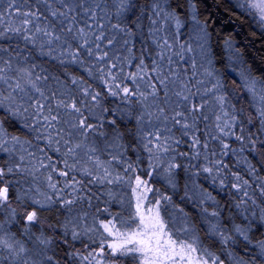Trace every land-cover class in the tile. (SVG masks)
<instances>
[{
  "label": "snow or ice",
  "instance_id": "obj_1",
  "mask_svg": "<svg viewBox=\"0 0 264 264\" xmlns=\"http://www.w3.org/2000/svg\"><path fill=\"white\" fill-rule=\"evenodd\" d=\"M9 10L15 8L16 14L22 17L19 25H8L0 29V39H12L8 33L15 34L26 44H31L38 50L40 56H48L58 60L61 64H77L87 72L88 76L98 77L108 87V94L118 96L122 92V99L136 96V101L141 110L133 117L129 112H123L129 120L133 118L137 124L140 138L145 141L143 147L149 154V168L162 169L163 178L175 191L178 187L176 170L182 165L177 163V156H188V153H177L182 140L173 134V129L179 126L182 136L191 133V144L193 150L191 159H199L201 148L205 150L204 159L209 161L206 166L197 171H191L194 166L189 163L184 167L188 179L184 185V196L181 200L194 202L199 208L198 220H194L184 208L173 202L171 195H160L152 206L145 207L143 199L137 197L135 212L130 214L127 221H121L128 231H119L112 220L106 224L102 223L104 230L109 235H114L118 241L109 243L107 247L111 250L114 264L121 257L140 254L143 259L141 264H177L179 261H187V264H225V260L211 250L219 244L227 252L229 259L235 264H264V240L257 241L255 247L258 251L251 257L234 254L230 249L238 244H251L250 231L252 222L248 217L249 201L251 206L257 205L256 200L250 195L248 189L251 187L249 181L244 179L239 172H232L234 182L231 188L243 195L234 207L248 223H236L235 217L229 215L224 217L220 202L212 193L200 187L195 180L202 170L211 177L213 187L219 179V187L223 191L226 186V173L228 164L223 159L210 160L207 155L209 144L207 141L201 145L199 137L194 133L198 131L197 124L201 117L208 119L205 109L212 112L214 116V127L219 135H212V140H218L221 145L220 156H228L231 153L237 156L245 150L264 158V139H260L257 133H264V79L241 72L243 85L251 97V106L255 107V114L249 112L247 124L252 125L255 120L259 121L260 127L257 133L246 129L243 112L238 111L229 100L226 86L216 79L215 83L208 87L204 79H198L195 83L189 82L185 73L184 77L172 65L174 58L180 61L191 60L193 69L192 78L197 73L196 55L203 56L207 52L209 34L205 26H202L196 17L195 5L187 0L191 19L193 21L192 33L187 41H181V30L185 27L182 18L184 14L183 0H151L150 10L146 13L149 20L148 39L155 46V56L149 69L145 64L143 55L136 65V72H129L125 79H131L133 83L137 80H155L149 83V91H141L139 85L135 90L128 86L117 83L119 74L123 71V65L131 64L136 57L133 55L132 37L137 35L132 27L128 26L127 14L135 15L137 7L134 0H37V4H45L48 13L45 16L39 9L35 11H20L16 0H4ZM56 5H59L57 7ZM245 7V3L239 5ZM4 4H0V9ZM248 7L258 9L260 20L264 22V0L258 4ZM114 15L116 23H111L107 31L105 24L98 21H110ZM86 17L84 25L80 26L78 17L80 13ZM145 14L141 8V16L136 17L137 28L141 27L139 21ZM5 15H11V11L5 13L0 11V21ZM49 17L52 19L49 20ZM43 20V23L40 21ZM91 21V23H89ZM174 29V32L172 31ZM123 42L120 41V36ZM231 47V42L226 41ZM132 45V46H130ZM124 48L127 55H120L119 49ZM111 49V53L109 51ZM91 61V63H89ZM211 63V61H209ZM38 67L35 63H29V57H20V53L13 52L11 46L0 45V109L11 117L22 121L23 126L31 132L36 133L37 140L47 142V147L52 148L62 157L63 170L59 175L67 177L70 172H79L82 177H89L88 184H113L119 182L120 175L113 176L111 173V161L103 162L96 153L99 151L94 141L89 137L97 133L96 125L88 122L84 108L97 107L100 105L101 93L91 90V85L86 81L73 77V85H83L80 88L82 97L78 99L68 91H63L51 86L44 87L49 77L37 73ZM119 69V71H117ZM149 72L151 75H149ZM206 77H213V72L205 70ZM58 85L63 83L58 77L53 78ZM202 86V90H201ZM195 89V91H193ZM163 92L161 98L160 93ZM171 92V95H170ZM172 96L176 99L173 100ZM87 97H91V105ZM199 102H196V98ZM107 111V109H105ZM91 114V113H89ZM31 121V123H29ZM115 123V121H110ZM239 128L237 132L236 129ZM152 129L148 131L147 129ZM247 132V135L245 134ZM104 135V133H99ZM224 137H234L240 142L239 149H233L224 142ZM119 134L113 138V143L108 147L119 149ZM11 141L12 147H8ZM175 145V147H174ZM32 147L31 141L22 140L19 136H11L0 121V151L13 154L18 150V162L14 167H9V173L16 171L32 178V187L29 192L35 190L37 196L42 199L32 198L33 204H39L48 210L66 213L63 221L56 219L50 223L48 229L43 226L34 232L32 229L37 224H43L36 211L26 214V222L22 235L27 239H18L7 227L16 219V209L8 208V217L0 221V264H60L64 259L68 261L79 256L78 252L67 251L62 245L71 248L68 237L72 241L79 240L81 235L92 229L81 230L80 223L85 219L84 215H73L78 202L88 200L91 206L92 196L82 194L85 184L82 180L72 177L71 183L64 181L63 187L54 182L52 172L57 169L51 163L45 164L43 160H37L35 153L29 151ZM45 154V150H39ZM170 154V155H169ZM216 153L213 151L212 156ZM45 158L51 161L50 156ZM113 161H118L119 156L113 155ZM89 164L93 165L92 167ZM244 164L248 168L249 175H256L257 169L246 156L237 160V166ZM129 169L132 165L129 164ZM42 169H51L47 176L43 175ZM4 175V169L0 168V177ZM152 175V172H149ZM259 181L257 187L260 195L264 196V178L256 177ZM46 182L47 191H41L38 186ZM137 186L146 184L136 177ZM71 188L70 198L64 195L65 189ZM134 188L133 192L136 193ZM153 191L148 187L144 192ZM157 192L159 190H156ZM7 189H0V205L7 201ZM109 196L112 195L109 191ZM27 195V193H25ZM19 199V198H18ZM151 203V202H150ZM211 205V210L209 206ZM57 205L59 208L57 209ZM169 208L172 209L169 212ZM99 211V209H98ZM107 211V208L104 209ZM163 213V214H162ZM255 213H253V217ZM137 219L139 223H137ZM260 222L264 223V208H260ZM135 225V228H133ZM114 229H116L114 231ZM51 233V234H49ZM105 245L101 242L99 255L103 256ZM65 255L61 257L59 253ZM248 249L245 247V252ZM83 261L95 259V255L89 252L88 256L80 257ZM99 264V261H97Z\"/></svg>",
  "mask_w": 264,
  "mask_h": 264
},
{
  "label": "trees",
  "instance_id": "obj_2",
  "mask_svg": "<svg viewBox=\"0 0 264 264\" xmlns=\"http://www.w3.org/2000/svg\"><path fill=\"white\" fill-rule=\"evenodd\" d=\"M137 7L135 9V15L132 12L127 14L128 26L133 28V31L137 35L132 37L133 42V55L136 57L131 64L123 65V71L119 74L117 83H121L122 86H128L130 89L135 90L137 85L141 91H149V83H155V80L148 81L147 77L144 80H137L136 83H133L131 79H125V76L129 72H136V65L139 63V58L143 55L145 64L150 69L152 66V59L155 56V46L152 44L151 40L148 39V29H149V20L147 18V12L150 10L151 0H134ZM191 3L195 5V13L197 19L200 21L202 26L206 27V30L209 34V40L207 43V52L203 55H196L197 68L195 69L197 75L195 78H192L193 69L191 68V60L180 61L178 58H174L175 63L172 65L174 69H177L183 78L185 73L189 77L190 83H195L198 79H204L208 87H211L212 83H215L216 79H219L221 83L226 86L227 93L229 94V100L232 104L235 105L238 111L244 112L242 119L246 129H250L251 132L257 133V129L260 127L259 121L255 120L252 125L247 124V116L249 112L253 115L255 114V107L251 106V101L249 96L244 89V86L241 81V72L245 74H251L253 76L264 79V22L260 20V12L258 9L249 8L248 5L255 4L253 0H191ZM245 3V7L241 8L239 5ZM0 4H4V7L0 9L5 13L11 11V15H5L3 21H0V29L8 25H19L21 23L22 17L16 14L15 8L9 10L7 4L4 3V0H0ZM184 4V14L182 16L185 27L181 30L182 35L180 37L181 41L189 40V37L193 35V21L191 19V12L188 8L187 0H183ZM16 5L20 8V11H35L37 8L45 16L48 15L46 11V5L43 3L37 4V0H16ZM59 7V5H56ZM144 8L145 14L142 16L139 24L141 27L137 28L136 26V17L141 16V8ZM113 15L110 21H98L105 24V31L110 27L111 23H116V18L114 15V9H112ZM52 18L49 17V20ZM86 17L83 16L81 12L78 17V23L80 26L84 25V20ZM43 23V20L40 21ZM91 23V21H89ZM174 32V29L172 30ZM7 35L12 36V39H0V45L5 47L11 46L13 52H19L20 57L28 56L29 63H35L38 67L35 69L37 73L41 75H47L49 77L44 87L51 86L52 88H58L63 91L70 92L71 95L76 96L78 99L83 98L80 88L83 85H73L72 78L76 77L87 82L88 85H91V90L101 93L100 105L97 107H88L84 108V113L88 117V122L97 126L98 131L95 134H92L89 139L94 141L97 145L99 151L96 153L99 156L100 160L103 162L111 161V173L112 175H120L122 179H128L130 181L136 182V177L139 176L141 181H146L144 184L146 188L150 187L153 191L147 192L145 198V205L152 206L156 199H159L160 195H171L173 197V202L178 204L180 207L184 208L194 220H198L199 208L195 206L194 202L187 199L181 200V197L184 196V185L188 179V175H191V172L186 175L184 167L189 163L192 165H199L201 168L206 166L209 161L204 159L205 150L201 148V155L199 159H191L192 149L189 147L191 144V133L189 136H182L179 126L173 129V134L181 138L182 143L176 147L177 153H188V156H177V163L181 164L182 167L176 170L177 174V183L178 187L174 191L163 178L162 169L153 170L149 168V154L145 151L143 141L140 138V134L137 131V124L135 119L129 120L126 115H122L123 112H131L133 117L139 113L141 106L136 103L139 99L136 96L127 98V101L122 99L124 94L121 92L118 96H111L108 94V87L100 81L98 77L93 78L88 76L87 72L84 71L77 64H61L58 60H53L48 56H40L38 50L33 48L31 44H26L22 39H18L15 34L8 33ZM121 43L123 42L122 35L120 36ZM226 41L231 42V47L226 44ZM132 46V45H130ZM111 53V49H109ZM120 55H127V52L124 48L119 49ZM234 59H236L234 61ZM211 61V63H209ZM91 63V61H89ZM205 70L212 71L213 77H206L204 75ZM119 71V69L117 70ZM149 75L151 73L149 72ZM58 77L59 80L63 83V87L56 83L53 79ZM202 90V86H201ZM195 91V89H193ZM246 96H245V95ZM171 95V92H170ZM242 95V97H241ZM161 98L163 97V92L160 93ZM91 105V97L84 98ZM172 99L176 98L172 96ZM196 102H199V98H196ZM250 107L247 109V107ZM107 109V111H105ZM246 109V110H245ZM91 113V114H89ZM205 115L208 116L207 120H204L201 117L198 121L197 128L198 131H195V135L199 137L201 145L205 141L209 144V149L207 155L210 160L217 158L223 159L220 156V150L217 151L220 143L218 140H212V135H219L217 130L214 127V116L211 111L205 109ZM0 121L3 122V127L11 136H19L22 140L31 141L32 147L29 148V151L35 153L37 160H43L45 164L51 163L57 169L56 172H52L54 182L60 184V187H63L64 181L71 183L72 177L75 176L77 180H82L85 184V188L82 190V194L86 196H92V191L96 185L88 184L87 178L82 177L79 172H70L67 177L60 176L59 170L64 169L62 163V157L59 153L54 151L55 145L52 148L47 147V142L44 140H37L36 133L31 132L28 128L23 126V123L20 119L11 117L6 114L4 110L0 109ZM110 121H115V123H110ZM31 123V121H29ZM151 131L152 129H147ZM236 131H239L237 127ZM104 133L100 135L99 133ZM119 134V140L116 143L120 144L119 149L108 147V145L113 143V138ZM247 135V132L245 133ZM260 139H264V133H257ZM224 142L228 143L231 148L239 149L240 142L235 140L234 137H224ZM218 141V142H217ZM8 147H12L11 141H9ZM175 147V145H174ZM43 148L45 150L46 156L51 157V161L45 158V154H42L39 150ZM215 152L216 155L212 156V152ZM18 150L13 154L8 152L0 151V168L4 169V175L0 177V188L7 189V201L10 205L16 206L20 211L27 212L29 210L36 211L38 217L46 225L50 223H55L56 219L63 221L65 218L64 212H57L56 210L45 209H34L26 200L22 198L18 199L17 193L21 194V191L26 188V186L31 187L33 183L30 176L21 174L19 172L13 171L9 173L7 169L9 167H14L18 162ZM118 155L119 160L113 161L112 156ZM170 155V154H169ZM241 156H246L248 160L256 166L257 172L256 175H249L248 168L244 164L237 166V160ZM224 160V159H223ZM224 162L228 164V172H239L244 179L249 181L251 187L248 191L250 195L256 200L257 205L251 206L249 201V211L247 213L248 217L252 222V227L250 231V237L252 240L251 244L245 245L244 243H238L234 245L230 251L239 256H244L245 259H251V257L258 251L255 247L257 241L264 240V223L260 222V208H264V200L256 193V186L254 181L257 180V176L264 178V158H261L259 155L250 153L245 150L243 153H238L237 156H233L229 153L225 157ZM129 164L132 165V168L129 169ZM90 167L93 165L89 164ZM51 169H42L43 175L47 176ZM193 171V169L191 170ZM149 172H152V175H149ZM203 173L201 174V176ZM206 176V175H204ZM62 177V178H61ZM196 183L203 188L208 189L213 196L220 202V205L223 209L224 217H228L230 214L235 217L236 223H248L243 219V216L232 206L236 201L243 195L242 192L237 193L234 189L231 188V184L234 182L232 175L230 178L226 176V186L223 191H221L219 184L216 183V186L213 187V184L207 185V182L202 179L195 177ZM19 182L21 183L19 185ZM217 182V181H216ZM212 183V181H211ZM41 190L48 191L46 182H42L38 185ZM71 189V188H69ZM66 190V189H65ZM156 190H159L158 192ZM30 195H34L33 191L28 192ZM95 199L92 196L91 206H89L88 200H84L82 204L84 208L91 207L95 210V214H98V203H95ZM151 202V203H150ZM81 203V202H79ZM97 205V206H96ZM209 210H211V205L209 204ZM76 207V206H74ZM59 205H57V209ZM102 208V207H101ZM100 208V209H101ZM169 208V212H171ZM116 209L111 208L109 214L115 212ZM2 208H0V221L4 220ZM253 213L255 216L253 217ZM163 214V213H162ZM121 215V214H120ZM114 216V215H113ZM123 219L116 220L113 219V223L116 225V229L119 231H128L126 227L123 226L121 221H127L130 212H122ZM23 215L17 220V224L12 228V232L16 234L18 239H23L21 234H18V229L22 228L23 225ZM105 222L107 217H104ZM48 227V226H47ZM134 227V225H133ZM36 230L34 229V232ZM89 246H96L92 243ZM67 251L78 252L80 250L79 246L71 245V248L62 245ZM245 247L248 251L245 252ZM213 252L225 260V264H235V261L229 259L227 252L222 249V246L216 244L211 248ZM80 254V253H79ZM61 257L65 255L63 251L59 253ZM129 259L125 264H129ZM60 264H65L64 259L60 260ZM68 264H82L80 255L76 258H73L68 261Z\"/></svg>",
  "mask_w": 264,
  "mask_h": 264
},
{
  "label": "rangeland",
  "instance_id": "obj_3",
  "mask_svg": "<svg viewBox=\"0 0 264 264\" xmlns=\"http://www.w3.org/2000/svg\"><path fill=\"white\" fill-rule=\"evenodd\" d=\"M253 2L255 4H258L261 2V0H253ZM235 60L236 59H234V61ZM241 81L243 84L242 77H241ZM246 93H247V91H246ZM247 95L249 96L248 93H247ZM241 97H242V95H241ZM249 99L251 101L250 96H249ZM249 107H250V105L247 107V109ZM243 114H244V112H243ZM218 144L219 145H216L218 147L217 151L218 150L221 151V145H220V143H218ZM225 157L226 156L223 157L224 160H225ZM194 166H198V167H194L193 171H197L199 169H202L199 165H197V163L194 164ZM202 173H203V175L201 176ZM204 175H206V176H204ZM230 175H231V173L227 171L226 176L228 178H230ZM196 178H198L199 180L202 179L203 181L205 180L207 182V185L212 184L211 183L212 180H211V177L209 176V174L202 172V170L199 172V175L196 176ZM88 179H90V178L88 177L87 180ZM216 183L219 184V179L217 180ZM20 184L21 183L19 182V185ZM58 185H60V184H58ZM94 185H96V187L94 188V191H92V196L96 201L95 203H98V207H99L98 214H99V216H97V214H95V210L92 209L91 207L84 208V205L82 204V202L81 203L78 202L77 205H75L76 207H74L75 211L73 213V215H84L86 213L85 219L83 221H81V223H80V228H81V230H83L84 228H88V229H92V231H88V232L84 233L83 235H81L79 240L72 241L71 236H69L68 239H69V242L71 245L79 246L80 250L78 251V253H80L79 254L80 257L88 256L89 252H92L95 255V259L91 260V264H97V261H99V264H114V258L111 256V250L107 247V245L109 243L122 242V241H118V238L114 235H109L108 232H106L104 230L102 223L106 224L109 220L113 221L114 218L116 220L117 219L122 220L123 219L122 212L128 211V212H130V214L134 213L135 212V205L137 202V197L138 196L141 197L143 199V203L145 202V198H146L147 193L144 192V189L146 187L144 186V184H141L138 187L137 182H133V181H130L128 179H125V180L121 179L119 182H116L113 184L100 185V184L94 183ZM254 185L256 186V193L259 194V198L261 197L264 200V196L260 195L259 188L257 187L258 182L254 181ZM30 186L32 187V184ZM31 187L26 186L25 189L21 188L22 189L21 194L17 193V197H19V199L22 198L23 200H26L28 203H30V205L34 209H37V208L38 209H45L44 207H41L39 204H33L32 203L33 197H35L36 199H42V197L37 196L35 190H33L34 195H30L28 193L29 192L28 190ZM134 188L137 189L136 193L133 192ZM41 191H43V190H41ZM109 191H111V193H112L111 196H109V194H108ZM47 192H49L51 194V190H48ZM25 193H27V195H25ZM70 193H71V189H69V188L66 189L64 192L65 197L70 198L69 197ZM144 205H145V203H144ZM9 206L11 208L16 209L17 215H16L15 221H13L7 227L10 229L11 233L15 234L14 232H12L11 227H13L17 224V220L19 219V217L21 216V213H22V215L24 217L23 225H22V228L20 227V229H18V234H21V236H23L22 240H26L27 238L24 235H22V233L24 230L25 222H26V220H25L26 214L32 210H29L27 212H22L18 208H16V206H12L8 203V201H6V202H4L3 205H0V208H2V210L4 212L3 213L4 214V220L8 217ZM145 207H148V206L145 205ZM105 208H107V211H104ZM111 208L116 209V211H115L116 213H112L114 216L109 214V210ZM170 210L172 211V209H170ZM65 215H66V213H65ZM104 217H107L109 219H107L105 222V219H103ZM136 222L139 223V220L137 219ZM41 226H43L45 229H48V227H47L48 225H46L43 222L42 225L37 224L32 229V231H34V229H35L36 230L35 232H37L41 228ZM133 228H135V225ZM115 230L116 229H114V231ZM49 234H51V233H49ZM101 242H103L105 245L103 256L99 255ZM92 243L96 244V246L95 247L89 246ZM65 246L68 247L67 245H65ZM127 258H130L129 264H141V260L143 259V257L140 256V254H135V258H133L132 255H129V256L121 257L120 260L118 262H116V264H125L127 261ZM81 263H82V261H81ZM83 264H89V262L83 261ZM177 264H187V261H179V259H178Z\"/></svg>",
  "mask_w": 264,
  "mask_h": 264
}]
</instances>
